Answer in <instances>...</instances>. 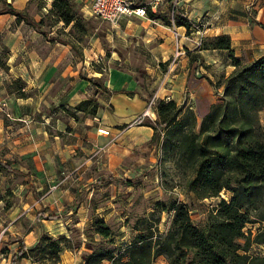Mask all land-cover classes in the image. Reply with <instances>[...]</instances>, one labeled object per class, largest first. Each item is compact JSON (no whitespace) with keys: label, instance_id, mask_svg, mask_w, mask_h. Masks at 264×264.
I'll return each instance as SVG.
<instances>
[{"label":"rangeland","instance_id":"rangeland-1","mask_svg":"<svg viewBox=\"0 0 264 264\" xmlns=\"http://www.w3.org/2000/svg\"><path fill=\"white\" fill-rule=\"evenodd\" d=\"M7 1L42 24L32 27L0 15V160L19 170L0 171V264H13L24 235L40 225V213L59 217L52 230L61 235L49 234L52 238L70 240L58 264H85L91 250L122 253L137 235L138 220L157 203L187 204L193 223L205 229L215 208L233 195L222 191L218 197L197 199L173 162L162 160L152 127L161 100L196 114L201 100H172L169 90L186 55L180 38L188 43L211 38L203 37L214 33L207 30L210 18L193 22L182 37L173 32L177 40L170 51L158 49L162 41L140 36L120 42L116 24L92 13V0H74L76 27V21L66 26L49 13L54 0H29V6L27 0ZM257 1L228 0L224 23L243 27ZM159 8L149 10L158 14ZM167 17L173 20L174 13ZM175 27L172 21L168 28ZM199 64L204 67L200 77L217 97L204 101L219 103L224 87L220 95L217 91L226 76L205 64L203 56ZM260 121L264 127V110ZM173 215L158 213L162 234L172 227ZM100 228L109 229L110 237L102 236ZM257 228L248 224L245 232L256 234ZM250 254L264 256V245H253ZM26 259L16 264H39ZM154 264L169 263L160 257Z\"/></svg>","mask_w":264,"mask_h":264},{"label":"trees","instance_id":"trees-1","mask_svg":"<svg viewBox=\"0 0 264 264\" xmlns=\"http://www.w3.org/2000/svg\"><path fill=\"white\" fill-rule=\"evenodd\" d=\"M2 5L0 15H12L32 27L42 24L7 0H3ZM49 13L66 26L75 21L74 27L79 25L74 0H54ZM147 16L162 20L168 27L173 21L188 33L194 26L193 22L175 13L173 20L153 14L149 7ZM256 25L264 29V25ZM210 50L228 52L235 67V71L219 84L224 87V99L211 106L200 123L199 132H196L193 110H183L174 101H159L155 108L158 119L152 127L153 140L162 153V160L173 162L185 179L186 189L197 199L218 197L222 191H228L233 195L231 201L215 208L205 229L193 223L187 204L179 201L169 205L157 203L149 216L138 220L137 235L122 253L91 250L84 257L85 264H154L160 257H165L169 264H264V256L250 254L253 245H264V127L260 121V112L264 110V57L243 65L235 57L229 35L203 40L194 51L186 49V56L193 64L201 61L203 51ZM87 103H82L84 110ZM96 112L94 108L93 114ZM0 171L14 173L19 170L0 160ZM160 212L174 214L172 227L166 234L159 229ZM37 217L38 221L59 218L43 213ZM248 224L258 225L256 234L251 230L245 232ZM98 231L110 237L109 229ZM239 240H244V245L238 244ZM65 243L70 240L54 239L44 232L33 248L22 245L13 264L26 258L39 264H58L62 251L70 248Z\"/></svg>","mask_w":264,"mask_h":264},{"label":"crops","instance_id":"crops-1","mask_svg":"<svg viewBox=\"0 0 264 264\" xmlns=\"http://www.w3.org/2000/svg\"><path fill=\"white\" fill-rule=\"evenodd\" d=\"M17 1L20 3L23 2V0ZM28 1L25 3L26 6L28 5ZM79 1L76 0V2ZM128 1L136 4L149 2V0ZM228 5V0H158L157 2V7H160L158 14L163 16H169L173 12L179 17L187 18L191 22H199L203 18H210V22L208 23L209 28L207 30L214 33L202 34L203 37L229 35L232 40V50L234 51L235 57L241 59L244 65L251 64L264 57V29L256 25V23L264 25V1H257L253 8L255 10L254 15L249 14V18L246 19V23L241 28L231 21L224 23V19L226 18L224 11L227 10ZM26 6H24V9ZM15 8L19 10L17 7ZM44 13L46 14L47 11ZM114 27L118 29L120 42H130L140 36L144 37L147 42L160 40L163 43H161L162 45L158 49H161L162 46H167L170 51L171 46H168L177 40L173 32H176L181 37L186 32L184 27L168 28L163 26L160 20H146L139 17H125ZM200 38L201 36L197 37L196 40H191V43H188L182 37L180 38L181 47L189 51H194L199 47V43L202 42ZM227 54L228 52L226 51L211 50L201 53L204 63L212 66L218 74L225 75V78H228L235 71V67L230 63L231 60ZM168 55L170 56L169 53ZM201 71H204V67H201L199 62L190 64L189 58L185 54H182L180 69L172 77L174 85H171V90H169L171 93L170 99L172 100H201L200 106L196 108L197 123H201L213 105L212 101L207 103L204 100H217V97L214 95L216 90H214L205 78L200 77ZM221 90L220 87L217 91L218 95L223 93ZM38 222H40V225L30 230L23 237V245L26 248H33L44 232L54 236L61 235L60 230H52L55 220H41ZM23 260L26 261L27 259Z\"/></svg>","mask_w":264,"mask_h":264},{"label":"built area","instance_id":"built-area-1","mask_svg":"<svg viewBox=\"0 0 264 264\" xmlns=\"http://www.w3.org/2000/svg\"><path fill=\"white\" fill-rule=\"evenodd\" d=\"M147 7L156 9L157 2L151 1L147 6L137 7L128 0H92V13L101 20L117 24L125 17L147 18ZM201 43H199V46ZM177 53L176 57L181 54ZM184 52V50H183Z\"/></svg>","mask_w":264,"mask_h":264}]
</instances>
